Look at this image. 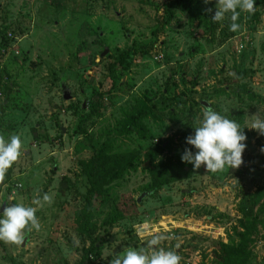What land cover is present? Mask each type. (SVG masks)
Here are the masks:
<instances>
[{
  "label": "rangeland",
  "instance_id": "rangeland-1",
  "mask_svg": "<svg viewBox=\"0 0 264 264\" xmlns=\"http://www.w3.org/2000/svg\"><path fill=\"white\" fill-rule=\"evenodd\" d=\"M216 2L0 0V37L6 33L0 135L8 142L16 134L22 142L0 183V206L34 207L40 224L25 230L23 246L0 241V264H77L90 239L97 256L87 264H109L114 254L139 249L152 235L164 237L159 247L176 251L180 264H217V244L236 243L243 205L264 187V136L248 128L256 116L264 119V0H255L253 20L237 9L236 32L211 20ZM137 103L147 109L145 137H108ZM206 106L246 134L238 169L212 173L182 162L185 148L197 151L186 138L200 126ZM106 138L113 139L114 152L134 150L140 160L162 143L154 163L180 161L181 167L169 170L156 189L141 166L105 187L104 196L92 198L87 237L75 217L83 206L81 169ZM46 193L51 203L43 202ZM116 205L124 217L109 223ZM253 215L258 225L246 264H264V195ZM137 228L151 235L141 239Z\"/></svg>",
  "mask_w": 264,
  "mask_h": 264
},
{
  "label": "clouds",
  "instance_id": "clouds-1",
  "mask_svg": "<svg viewBox=\"0 0 264 264\" xmlns=\"http://www.w3.org/2000/svg\"><path fill=\"white\" fill-rule=\"evenodd\" d=\"M203 2L208 4L211 0ZM254 4L255 0H217L216 11L211 20L214 23L222 22L226 14L230 13L229 30L236 32L241 27L236 22L240 16L237 9L251 14L255 10ZM206 11L211 12L212 9L208 8ZM248 128L255 129L259 135L264 136V119L256 116ZM194 129V135H189L186 143L197 151L194 154L191 149L185 148L181 156L182 162L192 164L194 170L204 165L206 171L212 173L222 172L226 168L238 169L242 165L247 136L238 123L220 115L211 106H206L200 126ZM21 148L19 135H11L8 142L0 135V183L3 182L7 170L18 160ZM261 152H264V147ZM11 199H15V196ZM42 199L43 202L51 203V197L47 193ZM34 203L42 206L39 198ZM36 210L34 207L16 203L4 207L0 214V241L7 245H20L24 240L25 230H39ZM146 234L151 235L144 229L137 231L141 239ZM163 239L162 235H152L145 246L139 249L127 247L121 253L114 254L109 264H180L181 257L176 251L159 247Z\"/></svg>",
  "mask_w": 264,
  "mask_h": 264
},
{
  "label": "trees",
  "instance_id": "trees-1",
  "mask_svg": "<svg viewBox=\"0 0 264 264\" xmlns=\"http://www.w3.org/2000/svg\"><path fill=\"white\" fill-rule=\"evenodd\" d=\"M190 18L197 20L198 16L193 9H188ZM230 13L227 14L224 19V24L229 26ZM255 19L253 13L248 14V18ZM241 17L239 16V19ZM239 19L236 21L238 22ZM6 33L2 34L0 37L1 45L6 44ZM126 51L125 53H127ZM114 64L111 65V67ZM111 85L116 81L110 72ZM147 116V109L140 103H137L130 112L124 113L120 121L115 122L114 125L107 130L108 137H126L131 133H136L140 137L144 138L146 131L143 127V119ZM113 139L106 138L96 147L92 148L91 154L88 160L84 163L81 173L84 178L85 190L83 199V206L79 212L75 214L76 219L81 220L80 226L77 227L78 232L87 237L90 235L89 230V217L91 213L92 198L96 196L105 195V187L110 185L112 182L120 179L128 171L135 169V167L141 166L142 169L146 170L151 178V186L153 189L160 187L165 181V175L169 170H174L175 168L180 169V161L173 164L171 160L166 162H159L156 159L163 151V146L157 144L151 147L146 154H144L143 159L140 160L139 154L134 151H123L114 152L113 151ZM264 195V187L257 188L249 200L243 205L244 219L239 222L241 231L236 232V243L230 242L229 244L218 243V255L217 264H246L249 255L248 243L250 236L255 232L256 226L258 225V220L256 215H253V210L259 203ZM262 210V208H260ZM124 216L122 211L118 210L117 205L113 209V214L108 221L109 223H114L117 220L122 219ZM97 256V246L96 241L90 239L87 248L82 249V254L80 260L77 264H87L89 258Z\"/></svg>",
  "mask_w": 264,
  "mask_h": 264
},
{
  "label": "water",
  "instance_id": "water-1",
  "mask_svg": "<svg viewBox=\"0 0 264 264\" xmlns=\"http://www.w3.org/2000/svg\"><path fill=\"white\" fill-rule=\"evenodd\" d=\"M106 53H107V50H106V49H103L102 52L99 54V57H103ZM62 99H63L64 101H67V100L70 99V96H69V95H63V96H62ZM202 103H203L202 105H205L204 102H202ZM143 196H144V193H141V194L136 198V202H139L140 199H141ZM3 208H4V204H2V205L0 206V213L3 212ZM21 245L23 246V242L21 243Z\"/></svg>",
  "mask_w": 264,
  "mask_h": 264
},
{
  "label": "built area",
  "instance_id": "built-area-1",
  "mask_svg": "<svg viewBox=\"0 0 264 264\" xmlns=\"http://www.w3.org/2000/svg\"><path fill=\"white\" fill-rule=\"evenodd\" d=\"M239 49H241V46L238 47V50H239ZM15 186H16V187H20L19 184H15ZM0 195H1V194H0ZM137 231H138V228L134 230V233H135V235L138 237V235H137ZM221 236H222V234H221ZM222 240L225 241V238H223Z\"/></svg>",
  "mask_w": 264,
  "mask_h": 264
},
{
  "label": "crops",
  "instance_id": "crops-1",
  "mask_svg": "<svg viewBox=\"0 0 264 264\" xmlns=\"http://www.w3.org/2000/svg\"><path fill=\"white\" fill-rule=\"evenodd\" d=\"M202 103V102H201ZM205 106V105H204Z\"/></svg>",
  "mask_w": 264,
  "mask_h": 264
}]
</instances>
